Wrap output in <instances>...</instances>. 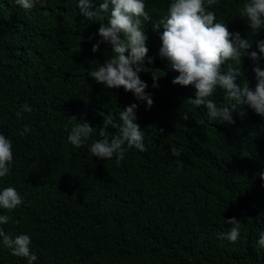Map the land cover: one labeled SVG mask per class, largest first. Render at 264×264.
I'll use <instances>...</instances> for the list:
<instances>
[{
	"label": "trees",
	"instance_id": "16d2710c",
	"mask_svg": "<svg viewBox=\"0 0 264 264\" xmlns=\"http://www.w3.org/2000/svg\"><path fill=\"white\" fill-rule=\"evenodd\" d=\"M102 2L94 0L92 10ZM171 2L145 0L152 18L142 23L145 60H153L146 66L161 77L153 88L151 72L140 74L154 101L148 109L123 88L107 89L88 76L112 53L103 43L91 51L100 25L79 14L78 0H42L29 13L14 0H0V133L13 151L0 190L11 186L24 198L12 211L0 208V215L10 217L0 228L13 238L31 237L34 264H264L257 243L264 232V118L242 109L241 116L233 113V124H218L206 108L188 103L195 98L193 87L172 84L178 73L159 56L160 33L152 30ZM245 2L218 0L210 10L216 22L249 41L237 82L247 80L254 89L248 54L260 55L264 29L251 32L240 15ZM259 66L264 69V56ZM210 98L226 102L220 89ZM24 103L33 110L18 118ZM132 103L138 104L136 123L147 151L128 149L119 165L115 157H93L90 146L103 127L100 113L118 119ZM71 116L96 128L83 147L68 142ZM26 125L31 131L19 135ZM171 148L183 149L182 168ZM232 217L241 224L239 240L217 239ZM0 264L27 260L0 244Z\"/></svg>",
	"mask_w": 264,
	"mask_h": 264
},
{
	"label": "clouds",
	"instance_id": "9594fccd",
	"mask_svg": "<svg viewBox=\"0 0 264 264\" xmlns=\"http://www.w3.org/2000/svg\"><path fill=\"white\" fill-rule=\"evenodd\" d=\"M25 13H29L42 0H14ZM94 0H78L79 14L86 20L98 22L97 35L100 39L92 46L91 51L96 53L100 45L108 44L112 55L103 64L88 72L97 84L107 89L123 88L125 92L133 94L137 101L146 102L147 108L153 106L150 93L146 92L148 84L140 78L141 73L151 72L152 87L157 88V81L161 78L156 75L155 69L146 65L153 63L148 55V36L142 29L144 21L151 22V17L146 11L145 0H103L94 11ZM218 0H172L167 9V14L152 23L153 32L160 33L161 47L159 56L166 59L169 67L178 75L172 80L173 85L193 87L194 99H187L188 103L196 108L203 106L210 120L218 124H233V113L240 116L242 109H251L256 115L264 118V69L259 66V60L264 56V41L258 42V51L251 52L249 58L253 61L252 71L255 74V88H250L249 82H237L243 76L241 71L242 58L251 47L248 40L241 38L240 33H232L225 23L216 22V14L210 9ZM110 9V11H109ZM104 13H109L107 23ZM240 15L245 18L251 32L257 33L264 29V0H246ZM162 29V31H161ZM92 39V37H90ZM237 65L233 67L232 63ZM227 64V69L223 66ZM166 75V74H165ZM217 89L225 93V103L217 105L211 99ZM138 104L132 103L119 112L118 119L109 112L103 117V127L99 129V139L90 146L93 157L101 160L116 159L119 165L125 158L128 149L135 148L146 152L144 144V131L140 129L137 120ZM28 103L20 106L16 113L18 118L22 114L32 112ZM189 119L187 113L182 117ZM73 126L68 135V142L80 148L92 136L94 130L86 120H77L76 116L70 117ZM118 130L112 134L108 129ZM31 129L26 125L19 133L23 136ZM160 131H163L162 129ZM127 145V147H125ZM182 148H171V155L177 157L174 161L179 168L183 162L179 159ZM13 162L12 141L0 133V178L10 174ZM259 179L264 181V172L259 174ZM24 204V198L14 187L0 190V208L12 211ZM10 217L0 215V225L7 224ZM230 229L217 233V239L236 243L240 238L241 224L235 218L224 220ZM258 246L264 249V232H260ZM0 244L11 250V255L24 258L27 264H34L38 259L31 251V237L21 234L13 238L0 228Z\"/></svg>",
	"mask_w": 264,
	"mask_h": 264
},
{
	"label": "bare ground",
	"instance_id": "6f19581e",
	"mask_svg": "<svg viewBox=\"0 0 264 264\" xmlns=\"http://www.w3.org/2000/svg\"><path fill=\"white\" fill-rule=\"evenodd\" d=\"M185 105V104H184Z\"/></svg>",
	"mask_w": 264,
	"mask_h": 264
}]
</instances>
